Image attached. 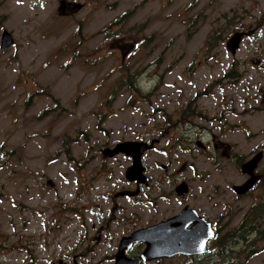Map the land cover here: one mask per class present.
Listing matches in <instances>:
<instances>
[{"label": "rangeland", "instance_id": "rangeland-1", "mask_svg": "<svg viewBox=\"0 0 264 264\" xmlns=\"http://www.w3.org/2000/svg\"><path fill=\"white\" fill-rule=\"evenodd\" d=\"M60 1L0 0V264H114L123 236L186 206L235 228L264 198L233 193L229 158L264 153V0H64L81 4L67 16ZM134 141L153 144L150 184L115 198L131 161L103 152ZM255 240L238 264H264V220Z\"/></svg>", "mask_w": 264, "mask_h": 264}, {"label": "water", "instance_id": "water-1", "mask_svg": "<svg viewBox=\"0 0 264 264\" xmlns=\"http://www.w3.org/2000/svg\"><path fill=\"white\" fill-rule=\"evenodd\" d=\"M81 9V4H71L64 0L59 2L58 14L64 16L67 12L74 14ZM241 35L233 36L227 47L232 54L240 44ZM13 44L12 37L4 31L1 36L0 45L2 49H6ZM198 146L202 147L200 142ZM153 144L147 146L144 143L128 142L116 145L113 150L103 152L104 156L113 157L119 153L125 155H133L131 166L125 173L126 178L130 180H138L139 184L147 185V178L142 174L140 158L142 154L151 149ZM262 154L258 153L250 161L241 166L243 174H247L249 179L242 186H234L233 192L237 195H243L248 192L254 185L256 178L253 176V169L261 161ZM49 187H53L48 182ZM176 193L183 198L188 192L185 182L176 187ZM123 195V194H122ZM134 196L135 193L128 194ZM214 233L211 224L202 218L195 210L188 206L184 207L177 215L161 221L153 226L136 230L126 237H122L118 244L117 252L114 256V264H142L143 262H151L159 259H168L177 255L193 256L207 253V243L213 239ZM135 244H143L145 247L140 256L127 258L125 251L131 249ZM203 245V248H201ZM61 262H59L60 264Z\"/></svg>", "mask_w": 264, "mask_h": 264}, {"label": "trees", "instance_id": "trees-1", "mask_svg": "<svg viewBox=\"0 0 264 264\" xmlns=\"http://www.w3.org/2000/svg\"><path fill=\"white\" fill-rule=\"evenodd\" d=\"M127 16V14L122 15L115 21V24L121 23ZM218 34V32H214L208 38L207 43L210 45L218 37ZM233 72L231 67L227 76L236 78ZM262 206H264V201L252 205L240 223L235 228L228 229L222 236L219 235L217 228H214V239L208 246L210 251L202 255L185 258L189 261L188 264H238L240 255L246 254L251 249V245L257 240L255 237L260 234V226L264 220V208L262 209ZM240 245L244 247L239 251L237 249ZM240 252L241 254H239Z\"/></svg>", "mask_w": 264, "mask_h": 264}, {"label": "flooded vegetation", "instance_id": "flooded-vegetation-1", "mask_svg": "<svg viewBox=\"0 0 264 264\" xmlns=\"http://www.w3.org/2000/svg\"><path fill=\"white\" fill-rule=\"evenodd\" d=\"M67 15H69V14H67ZM67 15H65V16H67ZM134 142H136V143H140V141H134ZM143 143V142H142ZM150 145V144H149ZM208 147V145L206 146H204L203 145V147H202V149L204 150V149H208L207 148ZM213 147H214V149H217V145H216V143H213ZM150 148H152V147H150ZM149 151V150H148ZM147 152V151H146ZM146 152H144L143 153V155L146 153ZM259 153H262V158H261V161H260V163H258L257 164V166L253 169V176L256 178V181H255V183H254V185L252 186V188L248 191V192H246L245 194H243V195H237L236 194V196H247V195H250V194H252V191L253 190H258L259 191V196L261 197V199L264 197V174H262V173H259V166H260V164H261V162H262V159H263V156H264V153L262 152V151H259ZM143 155L141 156V158H140V160H141V164H142V167L144 168V170H143V175H145L146 177H147V173H148V168H147V166H145L144 165V163H143V161H142V157H143ZM227 155V154H226ZM125 156V155H124ZM132 156L133 155H129V156H126V157H128V159L131 161L133 158H132ZM254 156V155H253ZM253 156L251 157H249V158H247V159H245L244 160V162H242L241 163V160H239L238 158H239V155H237L236 153H232L230 156H229V158H231L232 157V159L234 160V161H236V165H237V167H238V169L240 170V174H241V177H242V179H243V181H242V183L240 184V185H235V186H242L243 184H245V182H247V180L249 179V177H248V175L247 174H243L242 173V171H241V166H243L246 162H248V161H250L251 160V158H253ZM235 158H236V160H235ZM183 165V164H182ZM186 167L185 166H182V168H180V169H178L177 170V175H176V179H177V181L179 182V184H181L182 182H185L186 183V181H184L183 179H182V173L184 172V169H185ZM163 169L164 170H166L164 167H163ZM167 174V173H166ZM168 175H173V173H170V174H168ZM125 178V180H126V183H128V185H132V186H134V191H131V190H128V188L127 189H123V190H120V191H118L115 195H114V197L115 198H120V199H133V198H139L144 192H143V189L144 188H146L150 183V181H149V178L147 177V179H148V185L147 186H144V185H142V184H139L138 183V180H134V181H132V180H130V178H126V177H124ZM175 183V182H174ZM175 189H176V187H175ZM188 189H189V186H188ZM232 191H233V189H232ZM132 193H135V195L134 196H131V195H128V194H132ZM123 194V195H122ZM175 194L177 195V193H176V190H175ZM177 197H179L178 195H177ZM183 198H185V197H183ZM183 198H181V199H183ZM263 201H264V198L262 199ZM198 213V212H197ZM200 215V214H199ZM201 216V215H200ZM202 218H204L203 216H201ZM207 220V219H206ZM139 230V229H138ZM134 231H136V230H133V231H131L130 233H132V232H134ZM130 233H128L126 236H128ZM126 236H123V237H126ZM117 249H118V246H117ZM117 249H116V252H117ZM141 251H142V244H135V245H133L132 247H131V249H129V250H127V251H125V256L127 257V258H131V257H136V256H139L140 254H141ZM59 262H61L60 264H69V263H67V262H62V261H58V263L57 264H59ZM113 262H114V256H113ZM71 264H77V262H76V260L74 259V260H72V263Z\"/></svg>", "mask_w": 264, "mask_h": 264}, {"label": "snow or ice", "instance_id": "snow-or-ice-1", "mask_svg": "<svg viewBox=\"0 0 264 264\" xmlns=\"http://www.w3.org/2000/svg\"><path fill=\"white\" fill-rule=\"evenodd\" d=\"M201 248H203V245H201Z\"/></svg>", "mask_w": 264, "mask_h": 264}]
</instances>
